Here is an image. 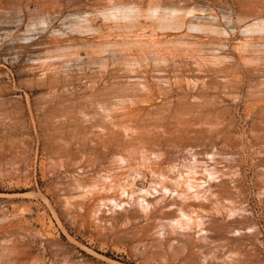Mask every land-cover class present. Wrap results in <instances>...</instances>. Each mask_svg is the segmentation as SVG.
<instances>
[{
    "label": "rangeland",
    "instance_id": "rangeland-1",
    "mask_svg": "<svg viewBox=\"0 0 264 264\" xmlns=\"http://www.w3.org/2000/svg\"><path fill=\"white\" fill-rule=\"evenodd\" d=\"M0 264H264V0H0Z\"/></svg>",
    "mask_w": 264,
    "mask_h": 264
}]
</instances>
